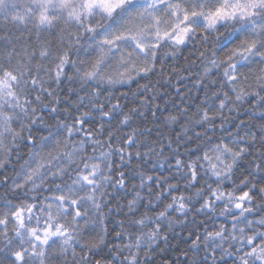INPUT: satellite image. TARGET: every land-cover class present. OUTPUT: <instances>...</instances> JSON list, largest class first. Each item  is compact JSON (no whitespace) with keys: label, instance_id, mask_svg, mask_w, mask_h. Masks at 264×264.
Listing matches in <instances>:
<instances>
[{"label":"snow or ice","instance_id":"1","mask_svg":"<svg viewBox=\"0 0 264 264\" xmlns=\"http://www.w3.org/2000/svg\"><path fill=\"white\" fill-rule=\"evenodd\" d=\"M0 264H264V0H0Z\"/></svg>","mask_w":264,"mask_h":264},{"label":"trees","instance_id":"2","mask_svg":"<svg viewBox=\"0 0 264 264\" xmlns=\"http://www.w3.org/2000/svg\"><path fill=\"white\" fill-rule=\"evenodd\" d=\"M180 63L183 64L184 63L183 60H181ZM185 75L187 76L189 74L186 73ZM194 79H195V77L193 76L191 79L181 80L179 84H176V82L173 81V84L175 87L181 88L182 94H183L185 88L192 89L191 93L189 94V100L195 101V103H199L204 98L203 97V91L197 90V89L192 87V80H194ZM161 92L167 93V95H165L163 97V99L161 101H159L162 105L164 104L165 101H170V103L174 102L178 105L181 103L180 98L177 97V95L173 91L172 87L164 86L161 89ZM194 110L195 109L193 108V111ZM168 111H175V109L171 108L170 104H169ZM185 235H186V233H185ZM178 247L184 248V247H186V245L183 242H181ZM165 255H168L170 258L172 256L178 255L177 242L175 240L172 241V246L168 249V251H167V253H165ZM181 259H183V258H181Z\"/></svg>","mask_w":264,"mask_h":264}]
</instances>
